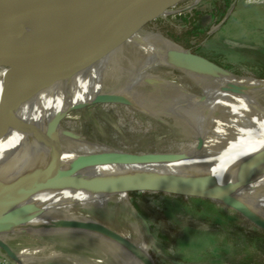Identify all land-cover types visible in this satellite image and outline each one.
Instances as JSON below:
<instances>
[{"label": "bare ground", "instance_id": "6f19581e", "mask_svg": "<svg viewBox=\"0 0 264 264\" xmlns=\"http://www.w3.org/2000/svg\"><path fill=\"white\" fill-rule=\"evenodd\" d=\"M166 14L168 9L152 19ZM152 39L143 32V26L137 25L100 42L60 46L55 41L0 28V171L29 161L43 149L47 138L54 145L37 173L18 186H0V217L8 215V201L22 192L28 195L21 205L37 203L41 209L21 220L0 219V241L12 248L19 263L34 264L44 254L40 246L34 245L15 250L8 232L57 231L84 224L105 230L91 223L93 219L83 217L81 211L76 213V207L84 209L87 204L115 195L127 200L130 191L143 192L152 184L130 183L148 176L189 178L226 191L245 205L257 225L264 226V104L251 100L257 98L254 91H264V79L235 80L203 59L190 62L211 75L204 95L174 103L176 110L194 121L198 138L204 141L202 149L190 153V159L148 165L105 164L86 169L80 165L89 158L124 150L80 144L81 139L62 132L58 140L57 117L80 104L95 105L99 95H122L113 89L121 81H149L154 67L169 64L166 56L175 50L167 52ZM166 43L171 45L169 40ZM188 55L185 51L174 59L187 61ZM42 69L44 74H39ZM239 94H247L248 98H240ZM238 100L243 108L230 112L229 103ZM138 245L140 253H133V257L145 264L146 244ZM54 249L47 248L46 253L54 254Z\"/></svg>", "mask_w": 264, "mask_h": 264}, {"label": "rangeland", "instance_id": "374dc122", "mask_svg": "<svg viewBox=\"0 0 264 264\" xmlns=\"http://www.w3.org/2000/svg\"><path fill=\"white\" fill-rule=\"evenodd\" d=\"M217 1L223 0H184L170 7L168 14L144 23L143 32L167 52L180 46L186 48L170 36H179L189 29L196 12L212 11ZM224 18L210 23L205 35L191 37L189 49L235 80H263L264 71L259 64H264V0H230ZM174 58L177 57L167 55L169 64L154 67L149 81L142 78L134 84L126 81L117 84L113 89L122 93L128 102L66 111L62 115V131L76 134L80 144H103L128 152L190 154L197 148L199 133L194 121L176 110L174 103L181 98L191 101L204 95L211 75L188 61ZM253 93L257 98L250 99L264 104V91ZM239 97L248 98L247 94ZM240 104L239 100L230 102V112L243 108ZM145 192L155 195L150 197V202L162 212L159 220L140 214L129 194L127 200L118 195L109 196L87 204L84 209L77 206L75 211L93 219L91 223H97L100 228L121 232L137 244L144 242L147 259L152 264H264V236H248L247 233L255 234L260 227L240 210L208 198ZM168 228L175 241L165 245L160 232ZM8 234L15 250L40 246L44 255L34 264H141L129 249L89 231L17 229ZM47 240L52 245L44 244ZM47 248L50 251L55 248L56 252L49 255ZM18 263L0 248V264Z\"/></svg>", "mask_w": 264, "mask_h": 264}, {"label": "water", "instance_id": "95a60500", "mask_svg": "<svg viewBox=\"0 0 264 264\" xmlns=\"http://www.w3.org/2000/svg\"><path fill=\"white\" fill-rule=\"evenodd\" d=\"M184 0H0V28L21 34L30 35L39 39H47L57 42L60 46L84 44L88 42H100L132 27L143 26L152 19L156 13L169 9ZM225 18L222 22H224ZM188 51V62L203 59L180 46L175 49L172 56L182 57ZM178 57V58H179ZM213 65V64H212ZM217 68V66H215ZM45 69V68H44ZM44 74L43 69L38 70ZM128 102L121 94H103L95 98L94 104ZM88 106L80 104L71 109L77 110ZM64 117H57L55 124L56 136L62 131L61 124ZM72 138L79 137L71 132H63ZM35 139L34 141L38 140ZM94 144V143H92ZM204 141L198 139L196 149H202ZM43 149L26 163L16 167H8L0 171V186L15 187L25 182L30 176L37 173L46 163L53 149V142L47 138L44 140ZM191 155L182 152H110L95 155L81 163L82 168H91L105 164L122 165H148L182 161L190 159ZM152 182L145 191H160L183 196L202 197L226 203L251 218V214L243 203L232 197L229 193L216 190L203 182H197L189 178L148 176L135 180L134 184ZM132 190L130 192H137ZM28 194L18 193L8 201L10 212L7 216L0 217L4 220H21L29 218L41 211L40 205H21ZM264 229V226L258 225ZM71 228V227H70ZM73 229H81L92 233L101 234L110 238L119 245L139 255V245L127 239L119 232L105 227V230L95 229L89 225H74ZM0 247L16 262L20 259L10 246L0 241ZM145 264H152L147 258Z\"/></svg>", "mask_w": 264, "mask_h": 264}, {"label": "trees", "instance_id": "16d2710c", "mask_svg": "<svg viewBox=\"0 0 264 264\" xmlns=\"http://www.w3.org/2000/svg\"><path fill=\"white\" fill-rule=\"evenodd\" d=\"M230 5V0L217 1L214 3V8L212 11H200L198 10L195 14L193 22H190L189 29L183 31L179 36H170L174 41L181 44L186 48H190L188 41L191 37L199 38L207 32L209 24L212 22L220 21L226 15L227 9ZM261 69L264 71V64L260 63ZM264 78V74L261 75ZM129 195L132 197V203L134 207L147 219H157L161 218L162 212H159L157 206H153L150 202V197H154V194L149 192L133 193L130 192ZM155 213H157L155 215ZM257 233H247L248 236H264V229L258 228ZM160 237L162 238L165 245H169L171 242L175 241V237L171 234V230L163 229L160 232Z\"/></svg>", "mask_w": 264, "mask_h": 264}]
</instances>
